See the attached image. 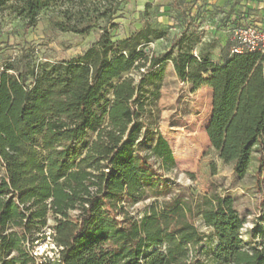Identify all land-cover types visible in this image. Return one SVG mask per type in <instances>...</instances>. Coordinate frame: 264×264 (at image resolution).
<instances>
[{"label":"trees","instance_id":"1","mask_svg":"<svg viewBox=\"0 0 264 264\" xmlns=\"http://www.w3.org/2000/svg\"><path fill=\"white\" fill-rule=\"evenodd\" d=\"M127 1L0 0V35L7 14L25 19L27 31L51 8L59 9L63 32L102 31L79 57L0 72V264H264V229L249 230L247 244L246 220L231 196L164 200L173 193L166 174L176 161L147 122L155 93L147 83L171 63L180 83L213 91L206 132L218 158L244 178L257 154L261 176L264 57L230 50L217 63L195 54L199 39L187 33L149 56L145 48L163 37L156 29L113 40ZM142 68L139 80L127 76ZM199 145L181 141L189 155ZM148 198L155 201L139 220L128 206ZM45 228L58 252L38 260L32 249Z\"/></svg>","mask_w":264,"mask_h":264},{"label":"rangeland","instance_id":"2","mask_svg":"<svg viewBox=\"0 0 264 264\" xmlns=\"http://www.w3.org/2000/svg\"><path fill=\"white\" fill-rule=\"evenodd\" d=\"M244 1L247 0H128L115 21L118 27L112 31V37L117 42L135 37L141 30L156 29L163 37L145 48L151 56L162 54L183 33L193 34L199 39L194 53H205L214 62L221 63L234 44L231 27L241 18L238 7ZM248 2L257 5L249 9L254 13L252 22L262 23L264 0ZM61 19L59 9L45 10L37 25L26 31L25 19L7 14L0 35V72L9 66L26 72L33 66L71 60L83 55L101 38L102 31L98 29L88 35L63 32L56 27ZM243 24L253 23L244 20ZM143 73L144 68L127 76L139 80ZM147 89L150 94L155 91L152 115L147 122L168 141L176 161L175 168L166 174L173 183V193L164 200L178 195L190 201L213 193L231 196L235 208L246 220L243 237L251 245L247 232L254 227L264 229V172L261 176L258 173V155L254 156L244 178L235 174L233 166L223 164L211 148L206 132L212 114L213 91L207 87L193 91L188 84L180 83L171 63L164 66L160 78L154 77L147 83ZM184 139L199 142L195 153L189 155L183 151ZM154 201L148 198L128 206V210L140 220ZM195 223L203 233L209 234L199 219ZM49 224L52 226L53 222ZM51 234L45 228L35 243L32 251L38 260L51 259L57 254ZM257 239L259 242V236ZM202 246L211 250L213 243L205 242Z\"/></svg>","mask_w":264,"mask_h":264},{"label":"built area","instance_id":"3","mask_svg":"<svg viewBox=\"0 0 264 264\" xmlns=\"http://www.w3.org/2000/svg\"><path fill=\"white\" fill-rule=\"evenodd\" d=\"M230 36L234 43L231 54L255 52L264 57V26L244 24L231 30Z\"/></svg>","mask_w":264,"mask_h":264},{"label":"crops","instance_id":"4","mask_svg":"<svg viewBox=\"0 0 264 264\" xmlns=\"http://www.w3.org/2000/svg\"><path fill=\"white\" fill-rule=\"evenodd\" d=\"M253 8H257V5H254L253 3H250L247 1H244L241 3V5L238 7V9H241V14H245L247 21L251 23H253V25L258 26V27H263V23H264V16H262L263 18L261 19L262 23L259 22H252L251 19L254 18V13L252 11H249V9H253ZM264 13V11H262V14ZM264 15V14H263ZM246 20V19H245ZM244 22V20H243Z\"/></svg>","mask_w":264,"mask_h":264}]
</instances>
